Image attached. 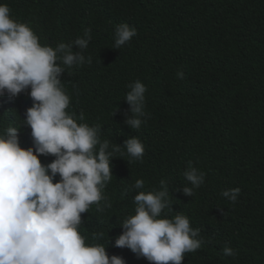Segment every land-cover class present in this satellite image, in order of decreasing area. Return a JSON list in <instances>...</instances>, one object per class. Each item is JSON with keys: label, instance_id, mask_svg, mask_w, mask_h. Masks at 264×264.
Here are the masks:
<instances>
[{"label": "trees", "instance_id": "trees-1", "mask_svg": "<svg viewBox=\"0 0 264 264\" xmlns=\"http://www.w3.org/2000/svg\"><path fill=\"white\" fill-rule=\"evenodd\" d=\"M12 17L27 23L42 45L55 48L91 29L84 55L91 64L66 69L62 84L71 98L70 113L100 128L101 139L123 146L129 137L145 144L143 162L129 163L116 153L112 180L105 195L112 207L82 214L80 231L86 243H102L111 257L126 264H150L127 248L115 246L121 223L135 214L129 190L136 179L143 191L166 180L171 208L199 228L201 249L182 264H264V0H0ZM127 23L137 35L113 49L114 29ZM74 51H79L74 47ZM182 71V79L177 72ZM143 82L151 119L134 130L124 123L130 108L127 85ZM14 99L0 97V134L20 127V143L33 144L31 128L23 126L28 92ZM123 151V149H122ZM42 164L55 160L41 155ZM203 171L205 183L192 197L183 194L188 162ZM60 177L57 175L56 181ZM239 187L237 203L223 190ZM177 189H180L177 191ZM103 232L101 240L93 234ZM110 242V243H109ZM236 250L225 256L224 246Z\"/></svg>", "mask_w": 264, "mask_h": 264}, {"label": "clouds", "instance_id": "clouds-1", "mask_svg": "<svg viewBox=\"0 0 264 264\" xmlns=\"http://www.w3.org/2000/svg\"><path fill=\"white\" fill-rule=\"evenodd\" d=\"M114 33L112 48L117 50L138 34L127 23L117 25ZM91 39V29L86 28L70 43L55 48L42 45L29 24L15 20L10 7L0 4V97L14 99L30 89L33 101L22 122L31 128L32 146H21L20 127L9 126L0 134V264H126L123 257H110L104 244L86 243L80 231L82 214L93 204L101 212L112 207L105 189L113 177L115 154L127 156L129 163H142L145 155L139 137H129L123 146L113 145L101 139L98 126L78 122L84 121L83 112L77 117L67 111L71 98L61 77L66 69L92 63V57L84 55ZM183 76L177 72V78ZM127 88L124 100L130 108L124 123L138 130L151 119L146 110L148 89L140 80ZM41 155L55 160L44 165ZM183 175L191 185H183V194L192 197L206 174L189 161ZM145 183L136 179L130 186L129 190L141 191L134 196L135 214L122 221L123 232L115 246L150 264H182L188 253L204 245L201 230L194 229L184 214L167 217L172 204L166 180L152 191L142 190ZM240 192L236 187L221 195L235 204ZM104 235L94 233L93 240ZM223 253L237 255L227 245Z\"/></svg>", "mask_w": 264, "mask_h": 264}]
</instances>
